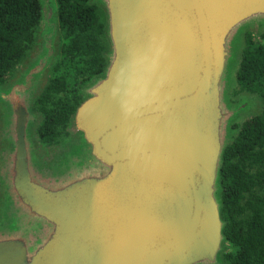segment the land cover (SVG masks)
I'll list each match as a JSON object with an SVG mask.
<instances>
[{"label":"water","instance_id":"obj_1","mask_svg":"<svg viewBox=\"0 0 264 264\" xmlns=\"http://www.w3.org/2000/svg\"><path fill=\"white\" fill-rule=\"evenodd\" d=\"M87 2L107 47L66 135L44 143L35 108L61 58L56 0L0 83V264H227L221 170L262 109L235 91L264 0Z\"/></svg>","mask_w":264,"mask_h":264},{"label":"trees","instance_id":"obj_2","mask_svg":"<svg viewBox=\"0 0 264 264\" xmlns=\"http://www.w3.org/2000/svg\"><path fill=\"white\" fill-rule=\"evenodd\" d=\"M61 30V58L36 102L44 119L39 136L46 144L67 134L80 88L101 72L107 47L102 11L88 0H56ZM39 0H0V83L19 66L35 40ZM237 89L254 92L262 101L259 114L237 125L239 133L225 150L221 170L222 217L227 264H264V32L248 33Z\"/></svg>","mask_w":264,"mask_h":264},{"label":"rangeland","instance_id":"obj_3","mask_svg":"<svg viewBox=\"0 0 264 264\" xmlns=\"http://www.w3.org/2000/svg\"><path fill=\"white\" fill-rule=\"evenodd\" d=\"M11 74H12V73H11ZM11 74H10V76H11ZM10 76H9V77H10ZM66 132H67V129H66Z\"/></svg>","mask_w":264,"mask_h":264}]
</instances>
